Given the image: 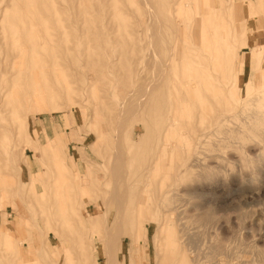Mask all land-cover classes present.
I'll return each instance as SVG.
<instances>
[{"label":"rangeland","instance_id":"374dc122","mask_svg":"<svg viewBox=\"0 0 264 264\" xmlns=\"http://www.w3.org/2000/svg\"><path fill=\"white\" fill-rule=\"evenodd\" d=\"M149 1L153 13L143 0H0V264H106L104 232L117 264H218L235 245L264 264V0L251 16L243 0ZM154 58L186 101L168 131L150 103L160 87L127 110ZM198 74L205 86L186 94Z\"/></svg>","mask_w":264,"mask_h":264},{"label":"bare ground","instance_id":"6f19581e","mask_svg":"<svg viewBox=\"0 0 264 264\" xmlns=\"http://www.w3.org/2000/svg\"><path fill=\"white\" fill-rule=\"evenodd\" d=\"M224 1H227V0H224ZM143 2L146 4V7H148V8H150L151 10V12H152V9H153V5H152V1L150 2L149 0H143ZM257 2L258 3H256V4H258L259 6H261V4H262V1L261 0H257ZM229 3L231 4V8H237L238 7V4L235 2V0H230L229 1ZM243 3H246V4H249V5H247L248 7H244L243 8V10H242V12H244V13H246L248 16H251V15H253V14H255V13H257V11L252 7H250L249 8V6L251 5L250 3H251V0H243ZM245 4V5H246ZM147 8V9H148ZM221 8H224V7H221ZM258 8V7H257ZM155 9V8H154ZM155 12V11H154ZM153 13V12H152ZM156 13V12H155ZM150 16H152V24H153V26L151 25V22H150V26L151 27H156L157 25H154L156 22H154L153 21V19H157V18H155V16H153V14L152 15H150ZM154 17V18H153ZM148 18V17H147ZM151 18V17H150ZM150 20V19H149ZM159 20H161L160 18H159ZM161 22V21H160ZM163 23V22H162ZM166 24V23H165ZM159 26V25H158ZM161 26V25H160ZM163 27V26H162ZM159 28V27H158ZM161 31H163V30H161ZM163 34H165V33H163ZM201 37V36H200ZM102 38V37H101ZM260 38L261 37H257L256 38V40H257V42H255V45H256V50L257 49H262L263 47H264V44H259V40H260ZM31 42V41H30ZM215 43H217V42H215ZM257 43V44H256ZM173 44H174V42H173ZM202 46L203 47H205L206 46V44L204 43V41L202 42ZM231 43H229V45H230ZM246 45V44H245ZM21 47H22V45H20ZM23 48V47H22ZM224 50V49H223ZM227 52V51H226ZM219 54V53H218ZM11 56V55H10ZM219 56L221 57V55L219 54ZM262 56V55H261ZM236 57V56H235ZM4 58H5V56H4ZM5 60V59H4ZM173 60V59H172ZM17 61V60H16ZM205 61V60H204ZM2 62V61H1ZM173 62V61H172ZM176 62V61H175ZM174 62V63H175ZM153 63H155V67L153 68V69H155L154 71H155V73L153 74V76H151V78L150 79H148V82H147V84L146 85H144L143 83H141V85H140V89L138 88V90H140V93L142 94V96H141V94L139 95L140 96V99L139 100H135L134 98V100L136 101L135 103H134V105L130 108L129 107V109H127L129 112L130 111H133V113H134V110L135 111H137L136 109L139 107V106H141L142 104H146L147 102L149 103V97L153 94V90L152 89H154V90H156V88H161L162 90H161V92H160V94L154 99V100H150V103L151 104H153V106L155 107V109L157 110V112L160 114V113H163V114H161V116H169V120H170V122H169V125L167 126V130L166 131H168L171 127H175V126H177L176 124V120L177 119H179L177 116L179 115L178 113H179V108H180V105H181V103H184V102H186L185 101V97L184 98H181V96H179L180 94H181V92L180 91H178L180 94L178 95V92H174V89H175V87H176V84H175V80L171 77H169V75H167V73L165 74V72H164V69H165V67H163V69L161 68V69H159L158 71H156L157 70V68L158 67H160L159 65H160V63L157 61V58H154V62ZM204 63V62H203ZM202 63V64H203ZM173 64V63H172ZM263 64V63H262ZM261 64V66H260V68L258 69V71L260 72V74H261V82H263V80H264V72H263V65ZM17 65V64H16ZM152 65H154V64H152ZM205 65H206V63H205ZM4 66H5V64H4ZM3 69H4V67H3ZM166 70V69H165ZM204 70V69H203ZM205 71H206V69H205ZM205 71L203 72V73H205ZM12 72V71H11ZM97 74V73H96ZM206 74V73H205ZM205 74H198L199 76L198 77H196L194 80L193 79H188V80H186L185 82H184V84L186 85V94L187 93H189V92H197V90L201 87L202 88V86H205ZM95 75V74H94ZM95 77V76H94ZM93 77V78H94ZM89 78V77H88ZM183 82V81H182ZM140 83V82H139ZM145 83H146V80H145ZM143 84V85H142ZM180 85H181V81H180ZM137 86V85H136ZM178 86V85H177ZM11 87V86H10ZM45 87V86H44ZM45 88H47V87H45ZM49 88V87H48ZM178 88V87H177ZM61 89V88H60ZM46 90V89H45ZM137 90V91H138ZM151 90H152V94L150 93L151 92ZM173 90V91H172ZM203 90V89H202ZM22 91V90H21ZM48 91H50V90H48ZM204 91V90H203ZM130 92H131V90H130ZM205 92V91H204ZM211 92V91H210ZM139 93V92H138ZM151 95H150V94ZM129 94H132V93H129ZM22 97L25 99V100H27L29 97H31V96H34V95H36V92H35V90H26V91H23L22 92ZM49 95V94H48ZM133 95V94H132ZM135 95V94H134ZM148 95V96H147ZM150 95V96H149ZM211 95V94H210ZM53 96V95H52ZM51 96V97H52ZM130 96V95H129ZM138 96V97H139ZM183 96V95H182ZM48 97V96H47ZM126 97H128V96H126ZM137 97V98H138ZM128 98H130V97H128ZM198 99V98H197ZM132 100V99H131ZM201 101V100H200ZM131 102V101H130ZM129 102V103H130ZM188 102V101H187ZM197 102V101H196ZM52 103V102H51ZM132 103V102H131ZM131 103H130V106H131ZM20 104V103H19ZM204 104V103H203ZM147 105V104H146ZM189 105V104H188ZM122 106H123V103H122ZM143 106V105H142ZM184 107V106H183ZM198 107V106H197ZM127 108H128V106H127ZM143 108V107H142ZM148 108V107H147ZM146 107H145V110L144 111H146V109H147ZM125 109V108H124ZM141 109V108H140ZM120 110V109H119ZM122 110V109H121ZM126 110V109H125ZM237 110V109H236ZM191 111V110H190ZM194 111H195V109H194ZM214 110L212 109V113H214V114H216L215 112H213ZM218 111H220V110H218ZM124 112H126V111H124ZM192 112H193V110H192ZM191 112V113H192ZM201 112V111H200ZM128 113V112H127ZM132 113V112H131ZM130 113V114H131ZM120 114H121V112H120ZM213 114V115H214ZM218 114V113H217ZM123 115V114H122ZM127 115V114H126ZM192 115V114H191ZM144 116H146L145 115V113H144ZM149 116V115H148ZM182 116V115H181ZM197 116V115H196ZM118 117V116H117ZM120 117H122V116H119L118 118H120ZM125 117V116H124ZM129 117V116H128ZM156 117V116H155ZM123 120V119H122ZM156 120H157V118H156ZM123 122L124 121H122V124H123ZM213 122V121H212ZM121 124V123H120ZM179 124V123H178ZM182 124V123H181ZM180 124V125H181ZM214 124V123H213ZM188 125V124H187ZM123 125H119V128L120 127H122ZM7 127V126H6ZM49 129L51 130V126H50V124H49ZM200 127V126H199ZM178 128V127H177ZM188 128V127H187ZM115 129H118V128H115ZM182 129V128H181ZM191 129V128H190ZM193 129V128H192ZM192 129H191V131H192ZM121 130H123V129H121ZM178 130V129H177ZM179 130H180V128H179ZM194 131V130H193ZM224 132V131H223ZM205 133V132H204ZM118 139V138H117ZM193 139V138H192ZM194 139H196V138H194ZM119 140V139H118ZM190 142V141H189ZM62 143V142H61ZM43 144V143H42ZM46 144L48 145V147L50 148V150H51V152H52V154H53V157H54V162L57 164V165H59L60 167H61V169L63 170V171H66L67 170V168L69 167V166H73V160H71V165H69L68 163H67V161H66V156H67V153L65 152L64 154L63 153H61V148H60V139L59 138H50L49 137V139L47 140V142H46ZM177 144V143H176ZM123 145V144H122ZM164 146V145H163ZM188 146H189V144H188ZM175 147V146H174ZM36 149V148H35ZM121 149V148H120ZM175 149H176V147H175ZM35 151V154L36 155H38V153H39V150L37 151V150H34ZM114 156V155H113ZM116 158V157H115ZM122 159V158H121ZM76 161V160H75ZM116 161H117V159H116ZM121 161V160H120ZM123 161V160H122ZM120 163V162H119ZM175 164V163H174ZM112 165V164H111ZM113 166V165H112ZM121 166V165H120ZM157 166H158V163H157ZM122 167V166H121ZM125 168V167H124ZM113 171V170H112ZM115 173V172H114ZM126 173V172H125ZM173 173H175V172H173ZM180 173V172H179ZM116 176V175H115ZM118 176H120V175H118ZM85 179L86 178H84V179H82V182H85ZM121 179V178H120ZM173 179H175L174 181H177L178 180V175H175V177H174V175H173ZM154 181V180H153ZM159 181V180H158ZM121 182V181H120ZM120 182H118V183H120ZM118 183H117V185H118ZM156 184V183H155ZM158 184H159V182H158ZM157 184V186H159ZM123 185H125V184H123ZM161 185V184H160ZM169 185V184H168ZM166 186V185H165ZM174 186V185H173ZM118 187V186H117ZM125 187V186H124ZM119 188V187H118ZM117 188V189H118ZM116 189V190H117ZM124 189V188H123ZM160 189H161V191H162V193H168V191L169 190H166V189H164V187L163 186H160ZM114 190V192H115V189H113ZM120 190H121V187H120ZM112 191V190H111ZM123 191V190H122ZM120 192V194L122 195V193L124 192ZM126 192L127 191H125V195H126ZM119 193V192H118ZM112 194V193H111ZM124 194V193H123ZM124 195V196H125ZM113 196V195H112ZM111 198V197H110ZM113 199H114V197H113ZM115 199H117V203H118V206H121L122 207V203L124 202L123 200H125L126 199V197H121V196H119V195H116L115 196ZM111 203H112V201H111ZM96 216V215H95ZM94 216V217H95ZM98 217V216H97ZM95 219V218H94ZM97 219V218H96ZM138 221V220H137ZM121 222V221H120ZM98 223V221H96V224ZM121 224V223H120ZM117 225H119L118 224V222H117ZM18 229H20V228H17L16 229V231L18 230ZM1 230V229H0ZM140 230V229H139ZM139 230H138V232H139ZM3 231H4V236H6V237H9V235H11V234H13V233H15V232H12V231H10L9 229H7V228H3ZM137 233V232H136ZM141 233V232H140ZM104 234H105V238H106V235H109V236H107L108 238V240H109V242H107L106 240H105V242L102 244V246H104L105 248H106V252H104V254H103V256H104V258H105V260H106V264H117V261H118V256H117V254H115V252H116V250H117V246H116V244H117V241L114 239V240H110V238H113V234L112 233H109V232H107V234H106V232H104ZM130 234V233H129ZM137 235V236H136ZM135 235V233H134V235H130L131 236V240H132V242L131 243H134L135 242V240L137 241V246H138V244H140V243H138V241H140L139 239L141 238V237H139L140 236V234H139V236H138V234H136ZM142 235H144L145 236V228H143L142 229ZM103 236V235H102ZM129 236V235H128ZM137 238H136V237ZM102 238H104V237H102ZM104 238V239H105ZM138 239V240H137ZM177 240V239H176ZM136 243V242H135ZM134 243V244H135ZM171 245H172V243H171ZM136 246V247H137ZM143 248V247H142ZM140 248H138V253H139V250ZM175 249V248H174ZM40 252H43L44 250H48V252L50 251V253H51V250L49 249V247H48V245H47V242L46 243H44L43 241L42 242H40V247H39V249H38ZM71 250V249H70ZM38 252V251H37ZM137 252L132 256L133 258L132 259H136V258H141V256H139V255H137V257H136V254H137ZM67 253H68V255H69V251H68V249H67ZM73 253V252H72ZM74 254V253H73ZM72 254V255H73ZM159 254V253H158ZM239 254V255H238ZM141 255V254H140ZM241 255H242V252H240V253H234V254H232L231 255V259H233V258H239V257H241ZM39 256V255H38ZM81 256H83L82 254H81ZM84 257V256H83ZM247 258L244 260V261H242L241 263L242 264H257V263H255V260L253 259V258H251L250 257V254H247V256H246ZM19 258H21V260H22V262H26V259H27V256L25 255V253H23L22 251H20V253H19ZM32 258V257H31ZM227 259V258H226ZM179 264V263H178ZM180 264H182V261H180ZM219 264V263H218Z\"/></svg>","mask_w":264,"mask_h":264},{"label":"built area","instance_id":"2783aa9c","mask_svg":"<svg viewBox=\"0 0 264 264\" xmlns=\"http://www.w3.org/2000/svg\"><path fill=\"white\" fill-rule=\"evenodd\" d=\"M232 248L230 249V252L234 253H240L242 252L241 257L239 258H233L231 259V256L227 259L220 260L219 264H242L241 262L244 261L247 257V254L249 253L248 251L244 250L240 245L238 246H231ZM239 255V254H238Z\"/></svg>","mask_w":264,"mask_h":264}]
</instances>
